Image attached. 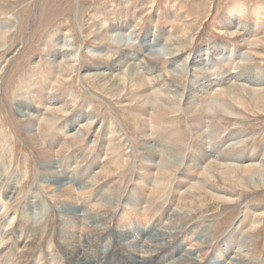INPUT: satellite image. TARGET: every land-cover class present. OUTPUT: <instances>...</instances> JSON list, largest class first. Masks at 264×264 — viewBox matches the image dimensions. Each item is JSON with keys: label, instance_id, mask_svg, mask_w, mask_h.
<instances>
[{"label": "bare ground", "instance_id": "bare-ground-1", "mask_svg": "<svg viewBox=\"0 0 264 264\" xmlns=\"http://www.w3.org/2000/svg\"><path fill=\"white\" fill-rule=\"evenodd\" d=\"M110 27L106 31L117 35L127 31L122 25ZM145 38L143 46L147 49L148 55L162 56L165 59L161 66L157 63L145 65L141 60L136 69L134 65L136 52L126 50L125 53L124 50L120 56L111 57L114 61L110 65L91 67L94 71L99 70L98 74L102 76L101 85L107 86L113 93L122 92L120 86L124 73L134 74L127 86L126 98L138 106V110L133 112L132 106L128 113L132 114L134 121L138 120L134 130L139 136L140 156L134 158L135 172L124 181L119 179L122 177L120 170L115 172L112 170L117 168L112 167L113 159H108L109 152L113 149L104 141L108 139L107 132L112 138L113 133L118 134L121 131V126L114 117H110L105 125L103 122L100 123L102 135L99 144L94 139L89 140L88 145L94 144V148L97 147L96 155L94 157L91 155L90 159H87L89 161L84 163L79 161L76 148L73 151L75 154L69 152L70 143L80 141L86 130L96 127L94 124L97 121L93 119L94 115L88 110L87 104L84 105L83 112L78 113L76 110L73 112V106L68 105L75 102L73 90L58 94L57 88L52 85L53 83L58 85L61 81L67 82L71 78L67 73H77L78 64H75L77 60L71 42L69 40L60 42L63 48L51 53L50 56L48 54L42 71L28 76L29 80L26 81L28 87L34 86L36 89H32L30 96L22 95L21 99L14 103V107L21 122L25 124L23 135L31 151L38 161L43 163L46 161L45 167L40 165V171L45 172L41 180L51 186L56 185L53 186L55 189H51L52 194H49L53 201L51 208L56 215L53 214L52 219L42 221L43 212L32 214V217L36 216L40 225L48 226V231L51 232L50 239L42 236L40 225L25 232L21 230V226L25 224L23 218L15 222L10 231L13 234L11 237L13 246L21 249L16 239L19 237L26 239L27 234L31 235L30 241L23 247L27 248L26 252L21 249L20 253L15 254L16 249L12 248L13 254L10 256L11 250L8 245L11 238L1 235L0 244L2 238H6L4 241L6 245L3 244L5 247L0 249V255L4 253L3 255L7 256L5 264H28L30 261L34 264L32 255L42 246L49 244L55 246V256L59 258L51 264L251 263V258L246 257L254 255L253 241L241 237L238 240L236 230L229 229L221 241L212 246L213 249L209 245L211 232L208 231L206 219L202 218L204 221L201 219L206 224L195 227L193 218L196 212L206 208V204L203 203L205 197H210L216 203L235 202L236 195L233 196L235 191L244 192L250 186L258 187L255 177L260 179L262 177L264 180V146L259 153L255 152L248 146L249 140L245 131L240 129L241 132H237L234 128L224 127L220 118L215 117L219 113L222 117L233 118L231 107L236 106L242 110L246 107V102L234 95L232 90L228 91L223 85L220 86L230 81L246 84L245 89H250V100L254 104L258 103L259 107L263 106L264 101L258 100L262 90L257 91L260 89L253 88V85L264 83V77L254 74L255 72L243 75L237 71L238 73H232L234 74H231L232 76L228 73L226 76L214 77L209 74L212 77L199 79L195 69L197 66H205L204 60L199 64L201 61L196 57L187 56L186 61L180 63L177 57L179 51L173 49L176 45L173 40L165 41L164 46H161L163 51L161 53L155 49L158 38L152 40H147V36ZM217 50L220 54L233 52L225 45H219ZM248 56L240 54L238 58L245 61ZM191 69L195 72L189 80L193 83L191 87L193 90L185 95L184 90L178 91L172 84V74L186 75ZM86 73L82 74L83 76L79 75L80 79L86 77ZM97 78L98 75L94 77ZM29 83L32 85L29 86ZM218 99H223L228 104L225 103L223 109L216 110L214 103H217ZM178 112L187 118L195 117V121L192 122L191 147H188L187 152L176 155L175 152L179 151L177 147L183 144L182 134L180 135L172 126L173 116ZM51 113H60L66 120L69 115L71 117L68 121L58 124L57 121H50L53 118L49 116ZM84 120L86 123H83ZM103 158L109 161H103ZM68 164L73 166L72 170H67ZM259 180L258 184L264 185ZM2 183L3 177L0 173V185ZM66 185L69 186L65 188ZM4 188L2 197L9 202L14 200L15 183L10 182ZM103 195L110 199L106 198V202L99 205L95 200L96 196ZM28 200L31 207H35L38 202L32 197ZM258 213L262 214L263 209L256 212L257 215ZM252 222L250 225L254 226H250V230L259 224L257 221ZM203 248L207 251L212 249V252L204 254L206 259L199 261L201 254L198 250H204ZM238 253L246 256L238 257ZM49 258L50 256H45L43 259Z\"/></svg>", "mask_w": 264, "mask_h": 264}, {"label": "rangeland", "instance_id": "rangeland-1", "mask_svg": "<svg viewBox=\"0 0 264 264\" xmlns=\"http://www.w3.org/2000/svg\"><path fill=\"white\" fill-rule=\"evenodd\" d=\"M112 25L113 27L122 25L127 31L118 35L107 32V28H111ZM146 36L147 40L158 38L159 42L157 41L158 45L155 49L160 50L161 53L163 52L161 46H164L165 41L173 40L176 44L173 49L179 51L177 57L180 63L186 61L187 56L196 57L198 61H201L199 64L204 60L205 66H197L195 69L199 79L212 77L209 74L214 77L226 76L227 73L231 75L235 72L243 75L255 72L254 74L264 77V0H0V67L2 68L0 72V173L3 177V183L0 185V236L11 238L13 234L10 231L13 225L23 218L25 224L21 226V230L26 232L30 228L36 229L41 226L42 236L49 238L51 232L48 231V226L40 225L36 216L32 217V214L43 212L44 214L41 213L42 221L52 219V215L55 214L51 208L52 199L49 198V194H52L56 185L53 187L41 180L45 172L40 171V165L45 167L46 161L44 163L38 161L31 151L23 135L25 124L21 122L14 107V103L20 100L22 95L30 96L32 89H36L31 86L32 83H29L31 88L28 87L26 83L29 80L28 76L42 71L48 54L50 56L51 53L63 48L60 42L68 40L71 42L75 60H77L75 64H78L76 65L77 73H67L71 76L67 82L61 81L58 85L56 83L52 85L57 88L58 94L73 90L75 102L68 103L73 106V112L74 110L78 113L83 112L84 105L87 104L88 110L94 115L93 119L97 121L94 124L96 127L86 130L85 136L80 141L70 143L69 152L74 153L76 148L79 161L83 163L89 161L87 159H90L91 155L94 157L97 152L94 144L88 145L89 140L94 139L99 144L102 135L100 123L103 122L105 125L110 117H114L118 120L121 131L118 134L113 133L112 138L107 132L108 139L104 141L113 149L109 152L108 159H113L112 167L117 168L112 170L114 172L120 170L122 177L119 179L124 181L135 172L134 160L140 156L139 136L134 130L138 120L134 121L132 114L128 113L132 106L134 108L132 112L138 110V106L135 102L128 101V97L126 98L127 86L134 74L124 73L120 86L122 92L113 93L107 86L101 85L102 76H99V70L94 71L91 67L92 65H110L114 61L112 58L120 56L121 51L124 50L125 53L126 50L136 52L137 57L134 60L136 69L141 60L145 65L157 63L161 66L165 59L162 56L148 55L147 49L143 46ZM139 45L141 47H138ZM219 45L228 46L233 52L220 54L217 50ZM209 53L212 55L210 56ZM240 54L249 56L244 61L238 58ZM195 72L191 69L186 75L173 73L172 84L178 88V91L184 90L185 95L191 93L193 83L189 80ZM85 73L87 76L80 79L79 75L83 76L82 74ZM97 75L98 78L94 79ZM45 76L49 77L47 74ZM231 82L220 86L223 85L228 91L232 90L234 95L246 102V107L243 110L236 106L231 107V110L228 108L230 112L232 111L233 118L222 117L219 113L215 117L220 118L224 127L234 128L237 132L245 131L249 140L248 146L259 153L264 146V103L259 107L255 100L256 104H254L250 100V89H245L247 85L243 82ZM255 87L260 89L257 91L262 90L258 100L264 101V83L253 85V88ZM216 102L214 103L216 110L223 109L228 104L223 99H218ZM49 116L53 117L51 122L57 121L58 124L68 121L71 117L69 115L66 120V117L60 113H51ZM173 119L172 126L180 135L182 134L183 144L181 145L187 146L182 147L179 144L180 147H177L179 151L175 152L177 155L180 152H187L188 147H191L192 122L195 121V117L187 118L178 112ZM83 123L86 121L84 120ZM108 159L103 158V161H109ZM69 164L68 171L73 169V166ZM255 178L258 187L250 186L244 192L235 191L233 193V196L236 195L235 202L216 203L210 197H205L203 203L206 204V208L196 212L193 222L195 227H200L207 222L208 231L211 232L209 243L211 247H214L216 242H220L229 229H235L238 240L241 237L249 238L254 242V255L246 257L251 258L250 264H264V185L258 184L260 178ZM260 180L264 183L262 177ZM10 182L15 183V199L9 202L2 197V192L5 189L4 186ZM67 186L69 185L65 188ZM67 190L69 189H65ZM29 197L38 200L37 207H31L28 204ZM106 198L110 199L103 195L96 196L95 200L100 205L106 202ZM262 209L263 213H258V216L256 212H261ZM161 211H159L160 214ZM202 218L206 219V222L203 223ZM252 221H257L259 224L250 230V226H254L250 225L253 224ZM29 238L31 239V235L27 234L26 239L24 237L16 239L17 245H20L23 252L27 250L23 247L30 241ZM5 240V237L2 238L0 249L5 247H3V244L6 245ZM10 242L9 255L13 254L12 248L16 249L15 254L20 253L21 249L13 246V238ZM54 248V245L49 244L36 250L32 255L34 264H45V261L46 264L54 263L59 259L55 256ZM210 250L207 251L206 248L198 250L201 254L199 261H204L206 259L204 254L212 252V249ZM3 254L0 255V264H5L7 258ZM238 254L241 255L238 257L246 256ZM45 256H50L49 260H44Z\"/></svg>", "mask_w": 264, "mask_h": 264}]
</instances>
